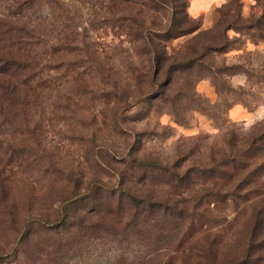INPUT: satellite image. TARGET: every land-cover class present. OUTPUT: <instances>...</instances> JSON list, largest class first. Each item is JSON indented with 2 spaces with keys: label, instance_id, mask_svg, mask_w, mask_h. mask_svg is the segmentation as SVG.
Instances as JSON below:
<instances>
[{
  "label": "trees",
  "instance_id": "16d2710c",
  "mask_svg": "<svg viewBox=\"0 0 264 264\" xmlns=\"http://www.w3.org/2000/svg\"><path fill=\"white\" fill-rule=\"evenodd\" d=\"M104 3L110 15L113 9L118 10L116 25L125 27L133 46L117 71L124 78L116 79V74L101 81V92H107L102 98L112 103L110 124L114 133L123 137L127 133L124 114L132 110H136L135 115L127 118L131 122L159 113L160 106L176 113L181 99L186 97L171 96L170 88L181 75L192 77L197 69L211 67L206 57L210 51L218 53L221 49L213 48L208 37L219 36L222 43L224 21L219 19L212 31L203 33L199 24L190 21L186 11L190 3L185 5L183 0ZM151 14L162 17V26L150 20ZM107 22L111 26L110 19ZM194 32L197 33L181 58L167 54L169 41ZM32 37L24 28L0 24V127L4 125L5 109H12L19 114V123L26 131L29 111L39 108L43 92L49 87L47 80L36 78L39 64L34 43L24 41ZM211 70L208 68V75ZM193 103L199 101L189 98L188 104ZM4 143L0 140L3 193L8 180L1 173L7 171V165L16 167L12 160L15 156L23 173L44 175L55 171L38 141L28 148L5 149ZM89 153L85 159L87 181L57 171L56 177L69 183L67 193L57 198L51 216L30 215L18 230V240L27 249L18 253L25 264H85L88 260L90 264H215L211 243L203 252L200 249V254L186 240L188 237V241L198 242L202 226L192 229L207 220L204 208L214 203H230L232 209L249 206L251 210L246 247L219 264L260 262L257 254L264 251V119L244 135L231 132L225 147L212 152L204 162L186 165L178 158L162 163L130 153L118 157L107 149L101 152L96 144ZM6 156L11 164H7ZM6 201L4 194L1 205L8 206Z\"/></svg>",
  "mask_w": 264,
  "mask_h": 264
},
{
  "label": "rangeland",
  "instance_id": "374dc122",
  "mask_svg": "<svg viewBox=\"0 0 264 264\" xmlns=\"http://www.w3.org/2000/svg\"><path fill=\"white\" fill-rule=\"evenodd\" d=\"M104 1L0 0V24L24 28L33 35L32 40L24 41L34 43L39 64L36 78L47 80L49 86L39 108L29 111L26 131L19 123V114L5 109L0 140L6 141L5 149L33 147L38 141L57 169L44 175L23 173L17 156L12 159L16 167L6 156L11 165L1 173L8 186L4 193L0 189V264H25L18 254L25 250L18 230L30 215H52L57 198L67 193L69 184L56 177L59 171L87 181L85 159L93 144L118 157L130 153L162 163L182 158L188 165L207 161L212 152L225 147L231 132L244 135L264 119V0H183L185 5L192 3L186 11L190 21L200 25L199 31L209 33L219 19L224 21L222 43L219 36L208 37L213 48L221 49L210 51L205 59L212 73L199 68L192 77L181 75L169 90L171 96L187 98L181 99L175 114L160 106L159 113L131 122L127 118L135 115L136 110H132L124 114L127 133L117 136L109 121L112 103L102 98L107 92H101V81L116 74V79L124 78L117 71L133 46L125 27L116 25L118 10L113 9L110 15ZM150 20L162 26L161 16L151 14ZM197 32L169 41L167 54L181 58ZM198 76L202 77L199 81ZM189 98L199 103L190 106ZM4 194L8 206L1 205ZM204 212L207 220L192 229L202 226L198 242L186 237L188 244L202 254L211 243L215 264L229 261L246 247L250 207L232 209L230 203H214ZM189 254L187 251L186 256ZM257 255V264H264V251Z\"/></svg>",
  "mask_w": 264,
  "mask_h": 264
},
{
  "label": "crops",
  "instance_id": "0c3cea01",
  "mask_svg": "<svg viewBox=\"0 0 264 264\" xmlns=\"http://www.w3.org/2000/svg\"><path fill=\"white\" fill-rule=\"evenodd\" d=\"M197 1H199V0H193V1H191V2H192V3H195V2H197ZM192 3L189 4V6L192 5ZM190 9H191V8H190Z\"/></svg>",
  "mask_w": 264,
  "mask_h": 264
}]
</instances>
